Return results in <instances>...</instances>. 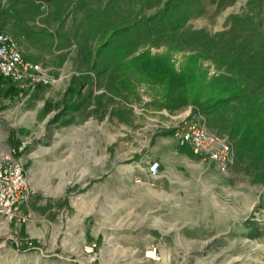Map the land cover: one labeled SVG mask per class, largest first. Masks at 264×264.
<instances>
[{
    "label": "rangeland",
    "instance_id": "rangeland-1",
    "mask_svg": "<svg viewBox=\"0 0 264 264\" xmlns=\"http://www.w3.org/2000/svg\"><path fill=\"white\" fill-rule=\"evenodd\" d=\"M2 31L54 82L0 74V129L28 142L32 186L26 222L0 217V264H264L263 154L240 152L232 111H201L208 85L129 68L166 55L264 96V0H0ZM192 120L233 141L227 172L181 145Z\"/></svg>",
    "mask_w": 264,
    "mask_h": 264
},
{
    "label": "built area",
    "instance_id": "built-area-1",
    "mask_svg": "<svg viewBox=\"0 0 264 264\" xmlns=\"http://www.w3.org/2000/svg\"><path fill=\"white\" fill-rule=\"evenodd\" d=\"M0 74L16 86L30 90L54 82L50 69L26 59L20 41L5 31L0 32ZM176 135L181 145L189 146L196 155L214 162L221 172H227L233 165V141L201 122L192 120ZM27 147L28 142L22 141L19 145L0 149V217L8 223L27 221L20 213L22 205L32 196V186L22 158ZM159 170L158 161L150 163L148 172L151 178H157Z\"/></svg>",
    "mask_w": 264,
    "mask_h": 264
},
{
    "label": "trees",
    "instance_id": "trees-1",
    "mask_svg": "<svg viewBox=\"0 0 264 264\" xmlns=\"http://www.w3.org/2000/svg\"><path fill=\"white\" fill-rule=\"evenodd\" d=\"M129 68L144 80L164 83L168 87L177 83L184 95L188 94L189 83L208 85L207 100L198 101L201 111L205 114L232 111L234 135H240V152L256 149L264 157V96L254 85L246 86L227 75L206 80L194 66L178 72L169 56H153L148 52L134 58Z\"/></svg>",
    "mask_w": 264,
    "mask_h": 264
},
{
    "label": "crops",
    "instance_id": "crops-1",
    "mask_svg": "<svg viewBox=\"0 0 264 264\" xmlns=\"http://www.w3.org/2000/svg\"><path fill=\"white\" fill-rule=\"evenodd\" d=\"M12 35V34H11ZM13 37H15L16 39H18L19 41H23L24 39H25V36L23 35L22 37H20V38H17L16 36H14V35H12ZM16 87H18L20 90H23V91H30V89L29 88H27V87H20V86H16ZM2 117H0V119H1ZM10 136H5L4 135V132H2L1 131V129H0V149H4V148H6V147H8V146H10V145H19V144H12V143H10ZM211 161V160H210ZM212 162V161H211ZM23 206V205H22Z\"/></svg>",
    "mask_w": 264,
    "mask_h": 264
}]
</instances>
